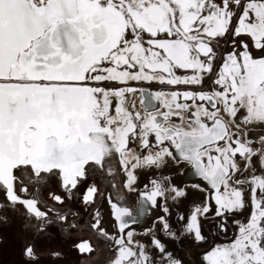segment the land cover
I'll use <instances>...</instances> for the list:
<instances>
[{
	"label": "snow or ice",
	"instance_id": "obj_1",
	"mask_svg": "<svg viewBox=\"0 0 264 264\" xmlns=\"http://www.w3.org/2000/svg\"><path fill=\"white\" fill-rule=\"evenodd\" d=\"M228 37L232 49L218 54ZM206 78L209 90L202 88ZM132 82L177 90L148 92ZM257 123L264 124V0H0V190L37 220L48 212L18 192L50 174L71 193L90 169L112 175L115 159L131 188L135 170L159 168L170 158L187 163L204 183L205 202L192 207L184 226L198 244L206 240L200 218L213 203L218 231L227 234L228 216L246 206L244 190L233 184L252 185L247 221L234 220V238L205 251L202 264H264V177L235 179L237 158L247 168L259 156L264 168V136L253 141L247 132ZM151 184L142 196L155 205L167 189ZM170 190L173 199L185 196L175 185ZM97 191L89 186L83 202H93ZM109 202L118 234L102 226L99 213L91 225L111 242L109 264H153L127 231L132 213ZM151 244L155 264H183L160 240ZM76 247L93 251L88 241ZM25 255L36 254L29 246Z\"/></svg>",
	"mask_w": 264,
	"mask_h": 264
},
{
	"label": "flooded vegetation",
	"instance_id": "obj_2",
	"mask_svg": "<svg viewBox=\"0 0 264 264\" xmlns=\"http://www.w3.org/2000/svg\"><path fill=\"white\" fill-rule=\"evenodd\" d=\"M111 164L114 169L112 175L101 174L98 170L90 169L88 178L71 193L61 186L57 173L50 174L42 185H31L30 195L28 194L27 197L23 196L22 192H18L24 199L35 198L38 201V207L48 212L47 219L43 221L29 214L22 204L13 205L7 200L3 190H0V264H30L31 262V264H41L40 257L44 255L41 254L42 246L43 252L52 250L53 261L59 258L58 263L55 261L54 264H109L114 256L110 247L111 242L99 236L91 225L96 218L94 212L102 211L103 215L106 214L105 217L99 214V218L103 217L102 220L106 221L102 225H109L107 220L113 219L114 222L110 223L109 227L113 235L118 234L110 200L128 208L132 213L130 217L125 218L128 223L127 231L133 232L134 242L142 244L141 240L134 239V236L140 233L137 228L142 226L149 216L148 201L142 193L149 189L145 186H150L152 180H149L150 183L145 181L136 184V178L131 188L126 187L127 177L118 160L114 159ZM91 185H95L98 191L93 202L85 204L83 195ZM51 194L60 195L63 203L53 200ZM59 216H64L66 219L60 220ZM158 220L161 221L158 218L153 220L149 232L155 230ZM82 241H88L91 244L93 248L91 253H81L78 250L76 245ZM46 245H49L50 250L45 247ZM29 246L36 254L35 259L25 255V249ZM53 253H59V255L54 256Z\"/></svg>",
	"mask_w": 264,
	"mask_h": 264
},
{
	"label": "rangeland",
	"instance_id": "obj_3",
	"mask_svg": "<svg viewBox=\"0 0 264 264\" xmlns=\"http://www.w3.org/2000/svg\"><path fill=\"white\" fill-rule=\"evenodd\" d=\"M232 38L228 37L226 39H221L219 41V47L217 48L218 54L223 52L230 51L233 47ZM222 62L218 59L216 61L217 67ZM215 77H212L214 79ZM132 86L137 88H145L148 92L156 91H172L177 90L171 86H162L156 82H132ZM212 87L211 79H205L203 82V90H209ZM180 91L186 90L184 86H180ZM192 90H200L193 88ZM130 99H132L130 97ZM137 110L143 111L142 106L140 105L139 94L135 97ZM154 104H157L156 101H153ZM158 106V105H157ZM227 119V117H225ZM248 136L253 141H258L260 136H264V124H253L247 128ZM254 148H260L259 143L253 144ZM166 162L162 164L159 168L155 166L146 167L143 169L135 170V175L137 176L136 184H141L142 182H148L149 180L160 181L165 189H167L164 196H162L160 204L164 205V208L167 209V223L170 226L172 232L175 233V238L170 237V235L163 230V224L161 221H157L155 225V230L152 232L145 231L137 233L134 236V239H140L141 243L145 246L146 250L149 251L151 257L155 264L157 259V252L152 246V238L160 240L168 252H170L173 257L180 259L183 264H202L201 256L202 254L209 250L214 244L223 243L228 239L234 238V232L236 230V224L233 223L234 220L244 223L247 221L252 208H251V188L250 183L245 182L241 185H235L234 187H240L245 192L246 206L245 208L237 213L235 216L229 215L227 218V234L224 232L218 231V224L220 220L215 217L214 213L209 214L206 218H200L201 231L203 236L206 238L205 242L196 243L191 234L184 232V226L187 223V218L191 213V209L194 205H203L205 202V197L207 195L206 191L201 190L202 187H195V184H186L183 187L185 196L173 199L174 193L171 192L170 188L172 186L169 178L171 175L178 174L183 170H189V165L185 162H180L179 164L175 163L170 158H165ZM237 163L240 165V172L235 176V179H242L247 181V179L253 175H258L264 177V168L261 167L259 156L254 157L251 165L245 168L244 160L237 158ZM191 169V168H190ZM168 179L165 180L164 178ZM146 188H152V184ZM259 195V193H258ZM180 216H184L185 219L181 221ZM49 248V245L45 246ZM44 247L42 246L41 254H44L40 257L41 264H54L53 262L59 261V258L53 261L52 253L50 248L43 252ZM32 263V262H31ZM30 263V264H31Z\"/></svg>",
	"mask_w": 264,
	"mask_h": 264
},
{
	"label": "bare ground",
	"instance_id": "obj_4",
	"mask_svg": "<svg viewBox=\"0 0 264 264\" xmlns=\"http://www.w3.org/2000/svg\"><path fill=\"white\" fill-rule=\"evenodd\" d=\"M178 74H185L182 70L178 72ZM190 74V73H188ZM154 104V103H153ZM190 167V166H188ZM191 168V167H190ZM189 170L185 169L181 172H179L178 174H175V175H171L169 178V181L171 182L172 185H175V187L179 188V189H183V187L186 185V184H195V185H200L202 188L204 187V183L201 181L200 177H198L194 170L191 168ZM31 189V188H30ZM152 188H149L147 190H145V192H148L150 191ZM23 196L27 197L28 194L30 195V190L27 191V192H22ZM161 198L162 197H157V201H156V204L153 205L150 201H148V206H147V211L149 213V216L147 218V220L144 222V224L140 227H138V232H142V231H149V229H151V225L153 223V220L158 218L160 219L161 217H164V219L167 221V212H165V208H164V205H161L160 204V201H161ZM41 208V207H40ZM102 209V208H101ZM108 209V208H107ZM215 212V206H214V203H213V208H212V211L211 213H214ZM99 213L100 215H103L102 214V211L101 212H98L95 211L94 212V215L96 216V214ZM210 213V214H211ZM106 215V214H105ZM105 215H103L105 217ZM152 217V218H151ZM103 217L100 218V220L103 222H106L104 221V219L102 220ZM154 218V219H153ZM95 219V218H94ZM153 219V220H152ZM152 220V221H151ZM161 220V219H160ZM107 222L109 223H113V219L110 218V220H107ZM129 222V221H128ZM109 225L107 224L106 226H103L109 233H112ZM134 230V229H133ZM117 231V230H116Z\"/></svg>",
	"mask_w": 264,
	"mask_h": 264
}]
</instances>
